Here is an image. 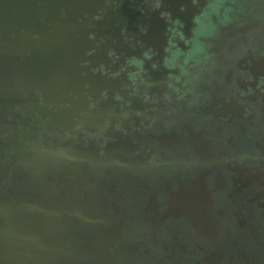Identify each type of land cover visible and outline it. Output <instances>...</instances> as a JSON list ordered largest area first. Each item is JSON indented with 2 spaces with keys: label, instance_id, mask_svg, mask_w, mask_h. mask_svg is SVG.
Returning a JSON list of instances; mask_svg holds the SVG:
<instances>
[{
  "label": "flooded vegetation",
  "instance_id": "af4514ba",
  "mask_svg": "<svg viewBox=\"0 0 264 264\" xmlns=\"http://www.w3.org/2000/svg\"><path fill=\"white\" fill-rule=\"evenodd\" d=\"M93 3L38 8L84 51L55 95L26 68L37 28L0 38V139L25 124L72 170V233L108 264H264V0Z\"/></svg>",
  "mask_w": 264,
  "mask_h": 264
},
{
  "label": "water",
  "instance_id": "95a60500",
  "mask_svg": "<svg viewBox=\"0 0 264 264\" xmlns=\"http://www.w3.org/2000/svg\"><path fill=\"white\" fill-rule=\"evenodd\" d=\"M79 4L94 3L93 0H0V38L6 39L13 32L22 35L33 27L40 33L43 42L35 51L39 52L38 58L25 63L26 68L36 71L33 76L39 86L45 87L42 89L45 93L57 94L62 87L59 78L69 87L74 85L78 69L73 56L84 51L77 43H68L70 23L54 19L52 32L47 33V28L39 26V18L44 8L50 15L53 7ZM40 6L43 10L38 9ZM45 47L49 48L47 58L42 56L46 54ZM9 64L7 57H0V74L5 75ZM26 68L19 67L18 75ZM42 75L53 79L43 82ZM6 79L10 77L6 75ZM7 97L14 96L7 94ZM4 100L0 92V116L5 111ZM23 127L21 137L0 139V264H108L107 249L100 245L94 248L88 238L72 233L75 222L70 209L77 206L72 201L77 196L73 193L76 180L71 179L72 170L61 165L51 171L50 166L57 165L49 159L45 161L46 153L43 159L32 151L34 140L25 138L28 131L25 124ZM6 156L8 161L3 168Z\"/></svg>",
  "mask_w": 264,
  "mask_h": 264
},
{
  "label": "bare ground",
  "instance_id": "6f19581e",
  "mask_svg": "<svg viewBox=\"0 0 264 264\" xmlns=\"http://www.w3.org/2000/svg\"><path fill=\"white\" fill-rule=\"evenodd\" d=\"M157 43V42H156ZM258 61V60H257ZM259 73V72H258ZM208 234V233H207Z\"/></svg>",
  "mask_w": 264,
  "mask_h": 264
}]
</instances>
